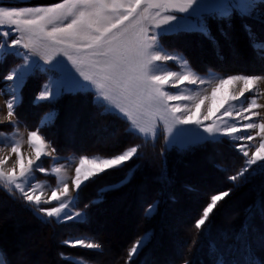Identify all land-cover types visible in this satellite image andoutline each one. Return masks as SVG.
<instances>
[{"label":"snow or ice","instance_id":"1","mask_svg":"<svg viewBox=\"0 0 264 264\" xmlns=\"http://www.w3.org/2000/svg\"><path fill=\"white\" fill-rule=\"evenodd\" d=\"M234 16L264 23V0H62L49 6H0V37L3 38L0 63L9 56L21 61L2 78L4 86L0 94L7 99L6 114L0 116V125L17 128L13 117L21 90L39 72L47 76V83L42 85L37 101L55 102L62 96L91 95L93 104L103 109L101 114L108 113L130 122L138 134L148 139H154L158 129L166 131L168 150L183 152L205 143H220L221 138L241 142L259 138V142L252 145L255 151L249 143L232 145L245 160L244 167L228 179L236 182L243 177V182L248 183L254 176L264 175V116L259 111L264 105L257 102V93L264 96L259 88L264 83V75H229L219 79L209 90L203 86L211 82L195 72L161 71V65L169 61L187 64L186 59L165 50L163 38L199 33L215 42L209 21H225L231 28ZM243 27L251 39L254 36L251 27L247 23ZM219 31L228 37L224 28ZM253 47L260 49V58L264 59V44L254 43ZM229 85L233 86L231 90L226 87ZM238 85L242 86L237 88ZM185 86H192V95L183 94ZM248 93H252V98L245 102ZM206 101L210 103L201 114ZM233 102H241L239 111L232 110ZM52 118L46 119L51 121ZM253 130H256L255 135ZM27 142L35 156L25 162L20 143L0 130V153H4L0 155V182L5 194L19 201L21 207L32 211L44 223L55 220L58 224L87 223V212L75 209L89 182L123 167L138 157L140 149V145H135L107 158H80L72 178L76 196L73 198L69 184L61 181L51 189L49 198L42 199V185L31 183L30 178L34 179L33 171L48 172L40 163L41 158L51 156L56 149L45 152L46 142L39 129L29 132ZM13 155L16 160L9 167ZM61 170V167L53 169L57 174ZM134 171L132 169L116 183L99 187L89 204H100L106 193L127 184ZM261 188L264 191V185ZM231 192L232 189H228L210 197L194 222L197 231L207 236L210 214ZM262 204L264 200L249 205L245 209L246 219H251L254 208L264 213ZM155 207L149 206L147 213L151 215ZM148 238L145 236L133 243L125 264H130L143 250ZM62 243L103 251L101 243H86L84 238ZM209 247L214 250L215 244ZM60 255L67 258L64 253ZM0 264H4L3 259ZM248 264L259 262L249 260Z\"/></svg>","mask_w":264,"mask_h":264},{"label":"trees","instance_id":"2","mask_svg":"<svg viewBox=\"0 0 264 264\" xmlns=\"http://www.w3.org/2000/svg\"><path fill=\"white\" fill-rule=\"evenodd\" d=\"M252 32L258 37L260 36L259 32L255 33L254 28ZM188 36H192V40H196L193 33L183 35V37ZM174 37V35L167 37L169 44L173 45ZM203 39L201 38V40ZM261 39L264 40V38ZM204 42L201 43H203L202 46L208 55H204L203 52L201 56L198 54L196 58L198 59L200 67H197L195 61L186 53L185 55L190 59L189 62L201 72L207 73L215 70L222 75L232 73V69H225V65H223L221 58H219L223 57L219 56V43L216 42L213 47L211 46L212 49L210 50L208 45L204 47ZM240 47L242 52L244 51L243 54L245 53L248 57L254 56V59H257L255 54H258L259 60L260 49L251 47L248 41L241 43ZM253 49L254 53L252 55L251 52ZM215 60L217 63L214 62ZM255 64L257 65V63ZM261 69L264 73V66H261ZM257 70L259 71L260 68H257ZM46 79L47 76L45 74L37 72L33 78L29 79L30 82L27 81L23 90H21V99L16 108V117L29 129L33 130L38 127V120L45 112H54L51 121L48 120L46 123L41 124L38 129L49 140L51 146L56 149V154L60 156L78 154L110 157L120 154L129 147L140 145L138 157H134L123 167L110 170L95 181L89 182L87 188L82 192L77 205L78 208L86 211L89 217L87 223H81L82 226L84 224L91 225L93 222L92 218L95 221L101 220L108 215V207L115 208L117 197L124 195L123 199H125L128 193H130L129 197H133L135 188L137 186L142 187L141 185L144 184L142 188H145V192L149 190V193L147 199H143L140 202L139 208H141L140 213L142 214V219L135 225L136 230L141 233L134 239L131 238V234H127V238L124 236L126 238L125 242H119L121 244H114L112 242V248L118 249L120 247L121 250H124L120 255L117 252H113L114 254L109 259L106 258L109 250L98 234L97 242L101 243L103 251L94 250L95 252L92 253H84L82 251L81 253L73 254V248L71 247L70 250L64 251L65 249L63 248H67V246L61 244L63 241L62 238L70 234V231L80 233L83 227L74 224L68 227L67 223L58 224L55 220L51 223L42 222L32 211L21 207L19 201H13L6 195L3 185L0 183V221H3L4 224L2 223V225L4 227L17 221L18 224L23 225L25 229L30 231L28 234H32L31 231L37 232L38 228L43 238L51 237V239L57 242V246L59 247L55 248V264H79L69 258L71 255L81 256L85 260L97 264H125L128 258V250L137 239H141L144 236L149 237L147 244L142 251H139L132 258L130 264H185V261H188L189 264H222L224 261H227L228 264H248L249 260L264 264V243L259 248L253 242L255 234H262L264 232V213H262L260 208H254L251 219H246L247 213L245 212V209L249 205H254L258 200H264V191L261 188L264 185V175L254 176L248 183L243 182V177L236 182L228 179L229 176L235 175L237 171L244 167L245 160L230 145V140L221 138L220 143H205L183 152L175 149L168 150L161 137H158L153 142L146 141L139 134L129 129L127 121L108 113L101 114L103 109L93 104L91 95L62 96L55 102L34 101V96L37 93L39 85ZM1 82L2 79H0ZM29 84H31L28 88L30 92L27 94L26 90ZM68 100L75 104L79 100L89 104L95 116L100 120L97 121V125L91 123V126L96 127L92 128L89 138L83 143L69 144L67 139L59 137L60 142L57 143L53 136L56 133L54 132L56 126H60V112ZM85 116L87 117L88 115L85 114ZM0 130L10 131L12 129L5 124L0 126ZM110 132L115 133L110 134ZM211 147L223 150L225 153V157H222L221 162L215 159L214 162L213 160L212 162L210 160L207 162L212 163L221 171V177L218 175L219 178H210V174H198L196 178L193 176V171L185 172L184 169H181L182 164L189 162L199 152H207ZM49 160V158H43L44 164H47ZM132 169H135V171L132 172V178L127 184L116 191L106 193L104 200L100 204H89V201L95 198L96 190L99 187L104 184L118 182ZM228 189H232L231 195L218 202L217 208L210 214L207 225L209 232L207 236H204L202 232L197 231L194 227L195 220L200 217L202 209L210 202L212 195L220 194ZM140 190L142 191L143 189ZM141 191L138 192L139 195H142ZM204 193H208L207 197ZM200 194L202 195L200 196ZM238 195L239 197L234 204L235 209L237 207L239 209L234 210L233 213L229 214V217L224 216L225 220L223 223L216 224V215L221 205L226 202L228 203ZM134 200L128 198L127 200H123V203L120 201L121 204L115 210L120 212L125 209L129 212V209L133 207L132 203ZM85 204H89L87 209L84 208ZM152 205L156 206L155 211L149 215L147 208ZM126 207L129 208L126 209ZM262 207H264V204H262ZM174 210H180L178 216L183 220L180 223L174 221ZM127 215L128 213L125 216ZM42 229H45V234L42 232ZM88 231L90 232V230ZM93 233H98V231H93ZM127 233H130V231H127ZM170 237L177 239L180 237L183 238H180L179 243L174 240L177 247H179L178 252H174V245L171 246L169 241L171 239ZM36 239L37 237H34L33 242ZM38 239L40 240V238ZM2 240L10 243L3 231L0 232V250L5 254L7 264H25V259L16 261V263L12 262L8 250L2 244ZM213 243L215 244V249L210 250L209 245ZM168 244L173 248V251L167 257L166 253H169V251L165 247ZM41 247L44 249V245H41ZM60 253H64L67 258H62Z\"/></svg>","mask_w":264,"mask_h":264},{"label":"rangeland","instance_id":"3","mask_svg":"<svg viewBox=\"0 0 264 264\" xmlns=\"http://www.w3.org/2000/svg\"><path fill=\"white\" fill-rule=\"evenodd\" d=\"M62 0H0V6H5V7H34V6H49L55 3H60ZM247 23L251 29L255 30V33L260 34L258 37L255 35L250 39L249 34L245 31L243 24ZM254 26V27H253ZM209 30L212 34L213 37H215V42L212 39H209L199 33H193L194 37L196 40H192V36L188 37H183L184 34L181 35H174V42L173 45L169 44L168 38L165 37L162 40V45L165 48V50L172 55H177L180 56L184 59L187 60L186 65H182L179 62H173L169 61L165 64L161 65V71H192L195 72L197 75L205 78L206 81H210L211 83L204 85L203 87L208 88L210 90L211 86H215L216 83H218L219 79L222 78H227L229 75H236V74H244V75H264V73L261 71V66H264V59H261L259 57L258 60V54L255 56L257 59H254L253 57H248L245 53V55L242 52V49L240 47L241 43H245V41H248V44H250L251 47H253V44H264V40L261 38H264V23L259 22L258 20L255 19H241L240 17L234 16L232 19V27L228 28L227 27V22L225 21H216V20H210L208 24ZM224 28L226 32H228V37H224L220 34L219 29ZM190 35V34H187ZM218 35V36H217ZM261 37V38H260ZM201 38H204L201 40ZM3 38L0 37V40ZM206 40V42H204ZM204 42V47L208 45L210 50L214 46L216 42L219 43V57L222 60L223 65H225V69H232V73H226L225 75H222L221 73H218V71L211 70L207 73L201 72L198 70L196 67H194L189 61L188 57L185 55L188 53L190 55V58H192L193 61H195L197 67H200V64L198 63V54L201 56L202 52L204 55H208L207 52L204 50L201 42ZM209 43H208V42ZM212 46V47H211ZM172 47V48H171ZM180 48V49H179ZM179 49V50H178ZM192 49V50H191ZM215 51V50H214ZM252 55L254 53V49L252 50ZM196 55V56H195ZM244 56V57H243ZM3 63H0V79L3 78L4 75L8 73V71L14 67L15 65H18L21 63V61L18 58L15 57H5ZM12 60V64L10 65ZM256 61V62H255ZM214 62L217 63L215 60ZM225 63V64H224ZM228 63V64H227ZM257 63V65L255 64ZM227 64V65H226ZM257 68L260 70L258 71ZM47 83V79L42 82L37 90V93L34 96V101L38 102L36 100V97L41 91L42 85ZM31 84L27 86V94L30 92L28 88L30 87ZM3 79L2 82L0 83V88H3ZM242 85L236 86L237 88ZM229 90L233 88L232 85L226 86ZM24 88V87H23ZM260 91L264 92V83L259 85ZM23 90V89H22ZM33 91V89H32ZM183 94L184 95H192V86H185L183 88ZM252 98V93L246 94V101L250 100ZM7 97H5L3 94H0V116L6 114V109L4 107V103ZM21 99V95H20ZM19 99V101H20ZM18 101V102H19ZM208 101L205 102V106L201 109V114H203L206 111V108L208 104H206ZM257 102L259 104L264 105V96L260 95L257 93ZM20 103V102H19ZM18 103V104H19ZM26 103V102H25ZM207 105V106H206ZM227 107V105H226ZM241 107V102H233V111H239ZM22 109V108H21ZM22 111V110H21ZM261 112V116H264V109H259ZM54 112H45L41 118L38 120V127L31 130L29 129L22 121H20L16 116L13 117V120L17 122V128L12 129L10 131H5V134L12 135L13 139L17 142L20 143L21 145V153L25 157V162L27 161L28 158H34L35 153L34 149L28 144V134L31 131L37 130L41 124L46 123L48 121L46 118L53 115ZM61 114V119L59 121L60 126H56V129L53 134L55 141L59 143V138H65L68 143L70 144H76V143H83L89 138V134L92 131L93 127L96 126H91V123H95L97 125V121H100L94 114L92 108L89 106V104H86L84 101H80L78 103H73L72 101L68 100L64 104V108L60 112ZM88 115L87 117L85 116ZM259 119V118H255ZM128 122V121H127ZM247 121H245L246 123ZM205 123H211V121H206ZM231 123V121H229ZM129 124V129L133 131L134 133L138 132L134 130L130 122ZM5 125V124H4ZM77 125V126H76ZM2 126V125H0ZM7 126V124H6ZM116 131V130H115ZM109 132V131H108ZM115 132H110V134H113ZM46 142V148L45 152L51 151L53 148L51 144L49 143V140L45 138V136L40 133ZM58 134V136H57ZM65 134V135H64ZM256 134V130H253V135ZM144 140L153 142L155 141L158 137H161L164 142H165V135L166 131H161L157 130V135L154 139H148L146 138L143 134H139ZM225 139V138H222ZM231 141L230 145L232 146L235 143H249V146L252 148V151H255V148L252 147V145L257 144L259 142V138L257 140L252 141V142H241V141H235L232 140L231 138H226ZM235 149V148H234ZM236 150V149H235ZM7 149H5V152ZM237 151V150H236ZM238 152V151H237ZM239 153V152H238ZM4 153H0V155H3ZM251 154V153H250ZM117 155V154H116ZM225 155L223 150H219L215 147H211L207 150V152H199L195 157H193L189 162L184 163L181 165V169L185 172H191L193 171V176L197 178L198 174L206 175L210 174V178H219L221 177L222 173L219 169H217L212 163H207L209 160L214 162V159L218 162L222 161V157ZM87 156L88 158H107L106 156H101V155H76V154H71L69 156H60L59 154H56L55 152L52 153L51 156L47 157H42L40 163L42 164L43 167L48 169L47 173H40L38 171H33L32 177L34 179L30 178V182L33 184H40L42 185V190L44 192V196H42V199H46L50 197V192L51 189L54 187L59 186L61 181L68 183L71 191V196L74 198L76 196V192L72 186V178L74 177V168L75 166H78L79 159ZM111 157V156H110ZM225 157V156H224ZM43 158L45 159H50L47 164H44ZM243 160L245 159L242 156ZM16 160V156L13 155L12 160L9 161V167L14 163ZM18 167V166H17ZM55 167H61V172L59 174L55 173L53 169ZM254 168L256 166H253ZM243 168V167H242ZM241 168V169H242ZM240 169V170H241ZM215 172V173H213ZM238 172V171H237ZM219 175V176H218ZM143 176V175H142ZM49 177V178H47ZM207 177V176H206ZM2 183V182H0ZM144 187V184L141 185ZM139 187V188H137ZM135 188L134 196L129 197L130 193L127 194L126 200L128 198L134 200L132 203L133 207L129 209V212L127 210L123 211H118L115 210L121 203H123L124 195H120L117 197V204L114 207H108L107 212L108 215L103 217L101 220L95 221L94 218H92V223L91 225H85L82 226L81 223H75V222H68L67 225L68 227L71 226L72 224L74 225H81L83 229L81 230L80 233L70 231L71 233L68 234L66 237H63V241L69 240L72 238L79 239V238H84L85 242H97L98 235L103 239L105 245L107 246L109 252L106 254V258L109 259L111 255H113V252H117L118 255H120L124 249L121 250L119 247L117 248H112L113 244H117L119 242H125V239L127 238V234H131V238H136L138 235L141 233L138 230H136L135 225L142 219V214L141 208L140 207V202L143 199H147V195L149 193V190L145 192V188H142L140 186H137ZM140 189H143L142 191ZM40 190H38L39 192ZM142 192V195L138 194V192ZM144 192V193H143ZM132 193V192H131ZM208 193H204V195L207 197ZM202 194H200L201 196ZM239 195L236 196L235 198L231 199L228 203L226 202L225 204L223 203L221 207L218 209L217 212V218H216V224L223 223L225 220V217H229V214L233 213L234 210H238L239 208L237 207L235 209V201L238 199ZM196 200V199H195ZM121 201V203H120ZM56 204V202H53V205ZM196 204V203H195ZM53 205H45L46 207H51ZM131 206V205H130ZM129 207H126V209ZM233 208V209H232ZM75 210L78 211H83L82 208H76ZM103 211V210H102ZM178 212L180 210H174V221L177 223H180L183 221L178 215ZM128 213L127 216H125ZM101 215V214H100ZM102 216V215H101ZM225 216V217H224ZM219 218V219H218ZM222 220V221H221ZM172 221V220H171ZM1 223V229L0 232L3 231L5 232L7 239L10 241L5 242L2 240V244L5 246V248L8 250V254L12 260L13 263H16V261L24 260L25 264H55L56 262V254H55V248H59L57 246V242H55L51 237H45L43 238L41 236L40 230L37 228L36 231H31L32 234H28L30 231L24 228L23 225L18 224V222L14 221L12 224H9L4 227L2 225L3 221H0ZM4 224V223H3ZM87 226V227H85ZM176 229V228H175ZM90 230V232L88 231ZM93 231H98V233H93ZM127 231H130V233H127ZM42 232L45 234V229H42ZM98 234V235H97ZM136 234V235H135ZM221 234V233H220ZM37 235V236H36ZM134 235V236H133ZM126 236V238L124 237ZM37 237L36 241L33 242V238ZM145 237V236H144ZM40 238V240L38 239ZM169 239L171 246L174 245V252L179 251V247H177V244L175 241L179 243V239L170 237ZM175 240V241H174ZM62 241V242H63ZM61 242V244H63ZM253 242L255 245H257L259 248H261V245L264 243V232L261 234H255ZM22 243V244H21ZM121 244V243H119ZM125 244V243H123ZM41 245H44V249L41 247ZM64 245V244H63ZM185 245V242H184ZM11 246V247H10ZM66 246V245H64ZM169 244L165 247L167 248V251L169 253L167 254V257L169 256L170 252L173 251V248ZM14 247V248H13ZM72 253H81L82 251L84 253H92L95 252L94 250H89L81 247H71ZM66 250H70V247L67 246V248H63ZM16 250V251H15ZM68 253V252H64ZM50 255V256H49ZM49 256V257H48ZM67 257V256H66ZM52 258V259H51ZM73 261L79 264H97L93 262H89L85 260L81 256H73L71 255L69 257ZM0 259H3L4 264H7V259L5 258V254L3 253L2 250H0ZM47 261V262H46ZM49 261V262H48ZM120 262V261H119ZM118 262V263H119Z\"/></svg>","mask_w":264,"mask_h":264},{"label":"bare ground","instance_id":"4","mask_svg":"<svg viewBox=\"0 0 264 264\" xmlns=\"http://www.w3.org/2000/svg\"><path fill=\"white\" fill-rule=\"evenodd\" d=\"M5 59H6V58H5ZM0 66H1V65H0ZM31 78H33V77H31ZM28 81H29V80H28ZM29 82H30V81H29ZM31 83H32V82H31ZM32 86H33V85H32ZM40 86H41V85H40ZM208 103H209V101H208L206 104H208ZM206 106H207V105H206ZM35 172H36V171H35ZM126 189H127V188H126ZM126 189H125V190H126ZM117 192H118V191H117ZM111 194H112V193H111ZM116 194H117V193H116ZM118 194H119V192H118ZM6 237H7V236H6ZM21 244H22V243H21ZM10 247H11V246H10ZM13 248H14V247H13ZM15 251H16V250H15ZM49 256H50V255H49ZM49 256H48V257H49ZM51 259H52V258H51ZM46 262H47V261H46ZM48 262H49V261H48ZM50 262H51V260H50ZM50 262H49V263H50ZM49 263H48V264H49Z\"/></svg>","mask_w":264,"mask_h":264}]
</instances>
